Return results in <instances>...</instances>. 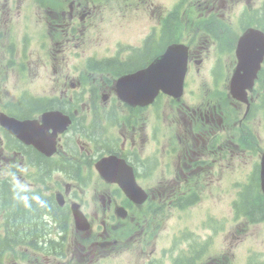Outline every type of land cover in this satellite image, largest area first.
<instances>
[{"label":"flooded vegetation","instance_id":"flooded-vegetation-1","mask_svg":"<svg viewBox=\"0 0 264 264\" xmlns=\"http://www.w3.org/2000/svg\"><path fill=\"white\" fill-rule=\"evenodd\" d=\"M215 6V1H213L210 11H213ZM186 44L189 47V64L190 62L201 63V58L196 51V48H193V40L186 39ZM232 45L233 46H231V49L234 48L235 43H232ZM228 54H230L229 57H234L233 50H229ZM196 58L200 59L195 61ZM106 59L107 58H104V60L108 63L114 64L110 65V72L114 79L141 67V65H143L142 62L146 63L150 61V57L147 55L129 59L126 62H114V59ZM191 108H193L192 119H196L198 117L195 121V126H199L203 131L208 133L218 130L222 121L225 119V116L218 107L214 105L209 106V104L204 101H199L193 106H189L188 110L190 111ZM107 116L108 115L105 114L104 116L93 119L90 125L84 127L83 130L76 134L75 137L68 136L66 138L71 153L72 155H76L77 160L76 166L72 168L71 171V178L78 182V186L75 185L74 189L76 190L77 194H81L79 200L84 203L91 211V222L95 225L99 221L98 212L96 209L97 202L103 201V196L105 193L98 194V191L95 190L99 187V185L102 184V182L98 180L97 172L94 169V164L98 159L104 156L116 155L125 146V142L130 137V135H128L124 130L119 128L114 129L113 126L109 125L111 124L110 121L108 122L105 120V117ZM219 117L222 120H220ZM205 139L213 141L215 138L207 135L205 136ZM81 177H83V179H81ZM89 181H91L94 185L91 186ZM89 190H92L91 192L96 194H94L92 197H87L86 194H88ZM146 191L149 194V202L154 201L156 197L161 198L160 192L155 187H148L146 188ZM45 204L48 207V204ZM49 210H47L45 213L49 214ZM140 211L145 214L152 213L150 207H145L144 205L140 207ZM29 219L30 217H26L19 220L22 222V224H24L26 222L28 223ZM107 219L116 220L113 211L108 210ZM112 229H114L115 232L112 234L106 233L104 239L107 241L112 240L113 243L108 246L99 247L94 245V243L98 241V239L95 237L98 233H94L92 236L86 238L81 236L80 242H78L76 239H71L69 236L80 235L78 233H72V226L70 224L68 231L62 233L60 235V239L57 242L48 245L43 257L39 261H33L28 264H34V262L35 264H98L100 262V258L104 257L106 254L113 258V256H115L120 251L122 239L129 238L130 236L129 234L128 236H125L123 233L121 235L118 232V226H115ZM33 236H36V234ZM6 251L7 250H0L3 258Z\"/></svg>","mask_w":264,"mask_h":264},{"label":"rangeland","instance_id":"rangeland-1","mask_svg":"<svg viewBox=\"0 0 264 264\" xmlns=\"http://www.w3.org/2000/svg\"><path fill=\"white\" fill-rule=\"evenodd\" d=\"M110 31H111V29L108 28L107 25H105V24L99 25L97 30L93 33V36L91 37V42H92L91 50L87 51L86 54L89 55V54H92L93 52H97L100 54H110L114 50L111 48V44L108 43L111 40V37H113V39L116 38L121 31H123L128 36L132 35V32L128 31L126 27L125 28H117L115 30H112L113 33H109ZM142 36H140L138 38H141ZM57 76H58L57 74L54 75L53 78H50L51 80L49 82L47 81V77H45L42 81H40V84L43 86L48 82L46 85L50 88L53 85L54 80L57 78ZM9 78H10L11 82L13 83L14 81H16L18 79V75L17 74H11L9 76ZM64 80H65V74H61L57 78V81L55 82L56 89H58L59 87H62V89H65V87L69 88L68 84L70 82H64ZM40 90L41 89H38L37 91H40ZM56 94H58V92H56ZM255 135L257 136V140L255 141V144H260L261 140L259 139V137L264 135V133L263 132H259V133L255 132ZM5 197L7 198V196H5ZM1 200H3V198ZM0 203H5V202L0 201ZM220 204H223V203H220ZM202 205L203 206L208 205L206 199H204ZM210 205H212V203ZM171 221L172 220H169L168 223H170ZM35 233H33L31 235H34ZM260 233H261V235L264 234V227H262L261 230L258 227H254L251 231V234L253 236H259ZM195 236H198V234ZM207 237L208 236H206V235L205 236H199L198 239L205 240ZM225 256L228 257V255H225Z\"/></svg>","mask_w":264,"mask_h":264},{"label":"trees","instance_id":"trees-1","mask_svg":"<svg viewBox=\"0 0 264 264\" xmlns=\"http://www.w3.org/2000/svg\"><path fill=\"white\" fill-rule=\"evenodd\" d=\"M8 200L10 202H22L21 206L18 207L19 209H17L16 211L17 214L11 217L9 221L7 220L8 225L10 223V227L8 229L10 230L11 234L20 233V232L24 233L25 231L29 232V236L33 234L36 231V226L31 220L36 218L37 214H41L44 211H47L48 209L47 205L44 202H37L38 200L34 201V199L30 197L22 198L12 191L9 192ZM0 201L2 202L3 200ZM257 214L260 215L261 212ZM26 217H30L28 223L26 222L22 224V222L19 219ZM30 221L31 223H29Z\"/></svg>","mask_w":264,"mask_h":264},{"label":"water","instance_id":"water-1","mask_svg":"<svg viewBox=\"0 0 264 264\" xmlns=\"http://www.w3.org/2000/svg\"><path fill=\"white\" fill-rule=\"evenodd\" d=\"M162 64L166 68L174 66H176L177 68L179 67L177 63L173 65L172 61L167 58L162 61ZM184 69L185 65L183 61L181 62V69L177 72H174L175 74L172 77L169 76L171 71H168V77H163L162 75L157 73H152L151 75H148L147 83H145V89L142 92L143 96L139 94L135 98L137 100L141 98L140 103H149L157 93L158 89H161L166 93H174V91H176V89H178L181 85V79L183 75L182 71H184ZM178 73H180V75ZM142 74L143 73H140L138 77H140ZM140 83H142V81ZM126 84H128V82Z\"/></svg>","mask_w":264,"mask_h":264},{"label":"bare ground","instance_id":"bare-ground-1","mask_svg":"<svg viewBox=\"0 0 264 264\" xmlns=\"http://www.w3.org/2000/svg\"><path fill=\"white\" fill-rule=\"evenodd\" d=\"M51 168L50 167H48V166H46V165H41V170L43 171V173H45V172H47L48 170H50ZM9 192L10 191H8V190H4V191H0V200H1V198H3L4 196H7V200L9 199ZM17 201V200H16ZM11 203H15V202H11ZM10 203V204H11ZM18 203V202H17ZM4 204V203H3ZM10 204H4L5 205V207H7V206H10ZM17 209H19V208H17ZM48 210V209H47ZM44 212H46V211H44ZM43 212V213H44ZM17 213H16V211L15 212H12V213H10L9 214V216H8V221L10 220V218L11 217H13L14 215H16ZM25 215V214H24ZM23 217V216H22ZM12 220V219H11ZM20 222V221H19Z\"/></svg>","mask_w":264,"mask_h":264}]
</instances>
